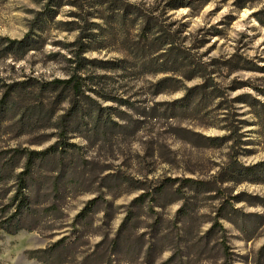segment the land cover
Returning <instances> with one entry per match:
<instances>
[{
	"label": "rangeland",
	"instance_id": "1",
	"mask_svg": "<svg viewBox=\"0 0 264 264\" xmlns=\"http://www.w3.org/2000/svg\"><path fill=\"white\" fill-rule=\"evenodd\" d=\"M26 36L0 48V172L37 166L0 264H264V0H0Z\"/></svg>",
	"mask_w": 264,
	"mask_h": 264
},
{
	"label": "trees",
	"instance_id": "2",
	"mask_svg": "<svg viewBox=\"0 0 264 264\" xmlns=\"http://www.w3.org/2000/svg\"><path fill=\"white\" fill-rule=\"evenodd\" d=\"M181 7H187V4H182ZM33 41L30 40V36H26L22 40H10L9 38L0 37V48L2 52L8 54H22L26 52H30L34 50ZM6 44V46H4ZM4 47V48H3ZM76 80L66 81L65 84H72ZM80 84L76 81L73 85V89L76 92L80 91ZM35 155H45L46 153H32ZM37 162L34 159L33 155H29L27 162L24 164L23 171L16 173V170L19 168L18 164H14L10 166L8 170H11L10 176L8 178H4L2 176V172H0V183L7 181H12L14 183V188H16V192L14 197L11 200V204H9V208L11 210L9 217L6 220H2L0 222V232L4 231L8 234H17L22 230H25V227L22 226V218L27 213L31 212V199L30 196L27 195V191L30 187V179L31 174L36 169ZM6 167V166H5ZM40 253H45V251H36L32 253V257L34 259L43 262L40 257Z\"/></svg>",
	"mask_w": 264,
	"mask_h": 264
}]
</instances>
